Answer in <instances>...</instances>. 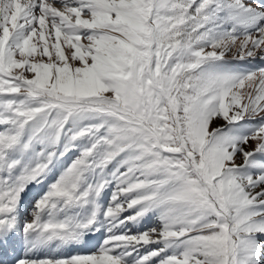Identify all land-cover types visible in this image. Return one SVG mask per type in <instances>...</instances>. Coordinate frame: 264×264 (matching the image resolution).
Here are the masks:
<instances>
[{"label": "snow or ice", "instance_id": "obj_1", "mask_svg": "<svg viewBox=\"0 0 264 264\" xmlns=\"http://www.w3.org/2000/svg\"><path fill=\"white\" fill-rule=\"evenodd\" d=\"M0 250L264 264V0H0Z\"/></svg>", "mask_w": 264, "mask_h": 264}, {"label": "rangeland", "instance_id": "obj_2", "mask_svg": "<svg viewBox=\"0 0 264 264\" xmlns=\"http://www.w3.org/2000/svg\"><path fill=\"white\" fill-rule=\"evenodd\" d=\"M254 66H259V63H257L256 65ZM224 126V121L223 120H218V121H213L211 127L212 128H216V127H223ZM255 146L254 142H251L250 141V144L249 146L246 148V150H251V148H253ZM242 162V158L240 157H237V163H241ZM96 249H95V246L92 247L90 250H86V249H82L81 251H84V252H94ZM20 251H22V248L20 249ZM9 253V252H8ZM5 254L3 252V250H0V264H14V260L10 259L11 257L14 258L15 255L19 254V253H13V252H10L11 255L9 256V254Z\"/></svg>", "mask_w": 264, "mask_h": 264}, {"label": "bare ground", "instance_id": "obj_3", "mask_svg": "<svg viewBox=\"0 0 264 264\" xmlns=\"http://www.w3.org/2000/svg\"><path fill=\"white\" fill-rule=\"evenodd\" d=\"M89 247H91V246H89ZM9 254L11 255V253H10V252H9ZM10 259H11V260H12V259L14 260V258H12V257H11Z\"/></svg>", "mask_w": 264, "mask_h": 264}]
</instances>
